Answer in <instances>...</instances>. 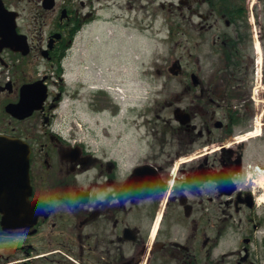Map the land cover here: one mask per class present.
Here are the masks:
<instances>
[{"label": "flooded vegetation", "instance_id": "obj_1", "mask_svg": "<svg viewBox=\"0 0 264 264\" xmlns=\"http://www.w3.org/2000/svg\"><path fill=\"white\" fill-rule=\"evenodd\" d=\"M78 1L0 0V136L31 182L0 167V264H264V0H180L177 90L98 147L56 122Z\"/></svg>", "mask_w": 264, "mask_h": 264}, {"label": "rangeland", "instance_id": "obj_2", "mask_svg": "<svg viewBox=\"0 0 264 264\" xmlns=\"http://www.w3.org/2000/svg\"><path fill=\"white\" fill-rule=\"evenodd\" d=\"M179 4L180 0H98L84 6L80 12L90 20L63 59V75H55L65 87L57 128L76 133L92 147H98L105 135L113 141L118 132H125L126 138L148 130L147 118L138 114L148 106L155 110L148 115L154 122L158 106L168 101V89L177 90L180 82L169 70L181 55V34L173 37L171 32V25L181 22ZM134 104L137 111H128ZM171 113L168 109V116Z\"/></svg>", "mask_w": 264, "mask_h": 264}, {"label": "water", "instance_id": "obj_3", "mask_svg": "<svg viewBox=\"0 0 264 264\" xmlns=\"http://www.w3.org/2000/svg\"><path fill=\"white\" fill-rule=\"evenodd\" d=\"M6 44L10 45V43L7 40H6ZM174 66L179 68V65L177 63H175ZM173 71L175 72V70ZM178 111L179 108L176 111V115L177 118L180 119V116L177 114ZM0 153L6 155V158L0 160V163L2 164L6 163V172L17 173L16 175L11 174V179L16 178V182L18 183L21 182L20 183L21 185H23L26 180L30 185L28 146L23 144L20 140L6 138V140L0 141ZM5 205L6 202L0 201L1 211H5L6 209Z\"/></svg>", "mask_w": 264, "mask_h": 264}, {"label": "trees", "instance_id": "obj_4", "mask_svg": "<svg viewBox=\"0 0 264 264\" xmlns=\"http://www.w3.org/2000/svg\"><path fill=\"white\" fill-rule=\"evenodd\" d=\"M79 29V26L75 29V31H74V34L77 32V30ZM172 29H173V31H174V27H172Z\"/></svg>", "mask_w": 264, "mask_h": 264}, {"label": "bare ground", "instance_id": "obj_5", "mask_svg": "<svg viewBox=\"0 0 264 264\" xmlns=\"http://www.w3.org/2000/svg\"><path fill=\"white\" fill-rule=\"evenodd\" d=\"M263 184H264V179H262V181H261Z\"/></svg>", "mask_w": 264, "mask_h": 264}]
</instances>
